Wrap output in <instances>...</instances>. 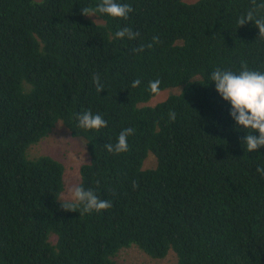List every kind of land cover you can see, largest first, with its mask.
Instances as JSON below:
<instances>
[{"label": "trees", "instance_id": "1", "mask_svg": "<svg viewBox=\"0 0 264 264\" xmlns=\"http://www.w3.org/2000/svg\"><path fill=\"white\" fill-rule=\"evenodd\" d=\"M117 2L127 20L81 14L100 0H0V264H264V148L247 151L210 79L264 72V38L237 23L251 0ZM89 110L107 127H78ZM59 124L86 146L78 185L110 209L62 208L66 166L41 151ZM126 128L129 150L108 152Z\"/></svg>", "mask_w": 264, "mask_h": 264}, {"label": "clouds", "instance_id": "2", "mask_svg": "<svg viewBox=\"0 0 264 264\" xmlns=\"http://www.w3.org/2000/svg\"><path fill=\"white\" fill-rule=\"evenodd\" d=\"M133 8L128 4H122L117 0H100L95 7H85L81 9V14L85 17H95L97 13L110 16L112 18L127 20ZM240 27L246 24H253L259 32V38H264V0L257 2L251 0V7L237 21ZM117 39L134 40L139 36L138 32H133L130 27L122 28L115 34ZM158 37L154 38V42ZM147 47L151 48L149 44ZM134 52H143L141 46L133 49ZM215 85V90L223 101L230 103V117L234 120L237 130L243 129L246 135L243 137V145L249 153L256 152L264 148V72L249 70L246 62H242L241 71L237 74L229 70L216 68L210 76ZM97 93L104 91V85L99 76L92 77ZM141 84L139 79L132 82V88ZM159 79L150 81L148 88L154 95H160ZM169 119L175 121L176 114L170 111ZM78 127L84 130H100L107 127V122L99 114H93L90 110L78 115ZM258 133L259 135H256ZM135 134V129H123L115 144H106L104 147L110 153L121 154L129 150L128 137ZM256 172L264 179V166H258ZM138 187L133 183V188ZM62 208L69 212L79 208V214L100 213L112 207L108 200L100 199L91 189H85L82 185L72 186L67 190L65 202Z\"/></svg>", "mask_w": 264, "mask_h": 264}, {"label": "rangeland", "instance_id": "3", "mask_svg": "<svg viewBox=\"0 0 264 264\" xmlns=\"http://www.w3.org/2000/svg\"><path fill=\"white\" fill-rule=\"evenodd\" d=\"M195 1V0H190ZM174 90L162 91L157 97L160 100L167 98ZM63 130H62V129ZM57 129V130H56ZM70 132L67 131L61 124L55 128V131L50 135V137L42 142L41 151L44 154L51 155L61 161L66 166L65 180H66V191L64 198L67 195V190L76 186L80 179V167L83 163L87 162V150L83 140L70 138ZM154 164V159L149 158L146 165L151 166ZM129 260L132 264H156L157 261L151 262L144 256H135ZM167 264V263H161ZM172 264V263H171Z\"/></svg>", "mask_w": 264, "mask_h": 264}]
</instances>
